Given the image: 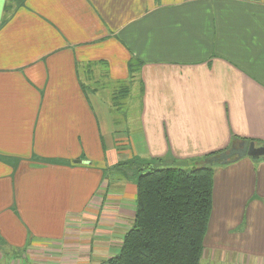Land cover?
Wrapping results in <instances>:
<instances>
[{
  "label": "crops",
  "instance_id": "crops-1",
  "mask_svg": "<svg viewBox=\"0 0 264 264\" xmlns=\"http://www.w3.org/2000/svg\"><path fill=\"white\" fill-rule=\"evenodd\" d=\"M250 141L264 0H0V264H106L136 190L105 171ZM211 206L206 261L264 264V161L214 167Z\"/></svg>",
  "mask_w": 264,
  "mask_h": 264
},
{
  "label": "trees",
  "instance_id": "trees-1",
  "mask_svg": "<svg viewBox=\"0 0 264 264\" xmlns=\"http://www.w3.org/2000/svg\"><path fill=\"white\" fill-rule=\"evenodd\" d=\"M138 162L133 167V224L106 264H203V240L212 207V166L202 162L201 166L162 168L160 162ZM127 163L118 167L131 170Z\"/></svg>",
  "mask_w": 264,
  "mask_h": 264
},
{
  "label": "water",
  "instance_id": "water-1",
  "mask_svg": "<svg viewBox=\"0 0 264 264\" xmlns=\"http://www.w3.org/2000/svg\"><path fill=\"white\" fill-rule=\"evenodd\" d=\"M249 157L252 160H264V144L250 142H242L238 147H233L227 152H222L218 156H212L209 165H225L242 157ZM79 163V161H76Z\"/></svg>",
  "mask_w": 264,
  "mask_h": 264
},
{
  "label": "rangeland",
  "instance_id": "rangeland-1",
  "mask_svg": "<svg viewBox=\"0 0 264 264\" xmlns=\"http://www.w3.org/2000/svg\"><path fill=\"white\" fill-rule=\"evenodd\" d=\"M126 113V112H125ZM128 113L129 112H127V115H128ZM207 151H210V150H207ZM219 154H216V155H213V156H218ZM211 158H212V156L211 157H208L207 159H205L204 160V158H203V160H201V162L199 163V166H201L202 165V162L204 163V164H209V162H210V160H211ZM132 160V163L130 162L129 163V161H131ZM126 162H128L127 163V165H130V166H132V168H131V170L130 169H125V168H123V167H120V168H113L112 170H110V171H105V174H103V175H105V177L107 178V177H109L110 175L109 174H115V173H118V172H122V173H124L126 176H127V179H126V183H127V188H126V190L127 191H133L134 190V192H135V190H136V187H135V179L136 178H133L134 177V175H135V173H134V169H133V167H135L136 165H138L139 164V162L138 161H141L142 163H143V161L141 160V159H139V158H131V159H129V161L128 160H125ZM124 161V162H125ZM262 161H264V160H262ZM124 162H122V163H124ZM133 162H135V163H133ZM254 162H257V161H254ZM178 166H183V167H190V166H186L185 164H177ZM171 165H163L162 166V168H165V167H170ZM210 166H212V168H214V167H216V166H223V165H210ZM114 170V171H113ZM111 185H112V183H111ZM105 187H110V188H112V186H108L107 184L105 185ZM209 223H210V221L208 222V225H207V233L209 232ZM207 233H206V235H207ZM207 242H205V240H204V242H203V251H202V256H201V262L203 263V264H207L208 262L206 261V260H208V257H209V247L207 246ZM83 246H85V247H88V244H84Z\"/></svg>",
  "mask_w": 264,
  "mask_h": 264
}]
</instances>
